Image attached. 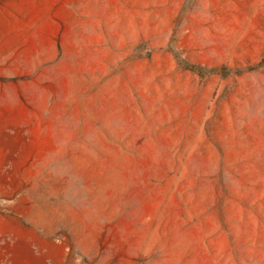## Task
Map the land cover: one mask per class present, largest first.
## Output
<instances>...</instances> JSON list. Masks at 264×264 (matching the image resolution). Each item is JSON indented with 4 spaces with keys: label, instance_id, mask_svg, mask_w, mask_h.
<instances>
[{
    "label": "rangeland",
    "instance_id": "374dc122",
    "mask_svg": "<svg viewBox=\"0 0 264 264\" xmlns=\"http://www.w3.org/2000/svg\"><path fill=\"white\" fill-rule=\"evenodd\" d=\"M0 264H264V0H0Z\"/></svg>",
    "mask_w": 264,
    "mask_h": 264
}]
</instances>
